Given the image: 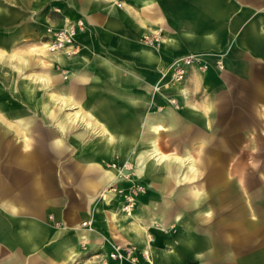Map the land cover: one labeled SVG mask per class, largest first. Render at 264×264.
I'll use <instances>...</instances> for the list:
<instances>
[{
    "label": "crops",
    "instance_id": "crops-1",
    "mask_svg": "<svg viewBox=\"0 0 264 264\" xmlns=\"http://www.w3.org/2000/svg\"><path fill=\"white\" fill-rule=\"evenodd\" d=\"M15 4L19 15L23 14L21 11L29 12L23 21L45 24L50 19L46 18V12L54 7L62 8L66 13L74 12V17L84 19L85 30L78 36L81 48L76 55H36L53 60V65L57 62L56 69L60 66L67 69L68 78L63 80L67 83L54 84L59 73L52 66L47 67L48 73L39 67L37 69L53 80L48 90L53 92L47 93L49 106L54 102L50 96L52 93L64 95L62 98L67 104L61 110L74 104L73 108L77 109L74 112L79 111L91 123L96 137L90 145L74 144L72 141L84 137L88 126L85 128L81 120L71 124L68 120L71 113L61 114V110H54L52 115L45 111L44 106L34 108L40 109L41 115L32 116L33 107L17 98L20 80L18 90L12 89L18 92L13 98L22 111L19 109L20 113L17 114H9L8 111L15 123L0 126V264H117L108 258V252L114 244L126 243L138 248L134 252L138 257L137 264H264V254H260L264 250L256 245L252 249L241 250L232 249L231 243H225L220 249L216 243L215 229H200L178 223L182 214L181 211H172L171 202L178 200L175 182L170 178V186L167 187L163 179H160V184L156 182L166 174L167 168L147 173L150 177L158 173L156 176L159 178L144 181L156 190L153 197L143 198L145 214L140 212L141 206H138L135 210L137 214L124 216L120 214L119 196L109 194L98 197L100 189L116 177L115 169L108 168L100 153L111 158L114 153H119L117 143L120 136L135 144L132 134L137 130L144 132L146 127L155 131L143 122L149 115L145 114V108L149 105V111L153 110L152 84L157 78L154 75L159 76V68L180 55L201 52L209 59L213 53L223 51V70L220 72L211 65L207 73L212 77V82L219 83V76L223 78L222 91L215 92L213 100L222 97L231 109H253L256 123L243 121L241 130L261 129L264 125V0H16ZM42 12L43 17H33V14ZM50 21L56 19L51 18ZM155 27L160 28L162 35L159 48L141 41L145 30ZM39 33L42 34V31ZM17 42L19 39L12 45L14 51L18 50L14 49ZM140 47L149 48L156 61H147L137 55L134 50ZM6 53L8 51H3V54ZM101 59L112 63V74L100 66ZM150 64L158 65L148 66ZM93 76L97 79H92ZM141 80H145L146 84ZM204 80L205 84L208 83L207 77ZM167 87L168 91L177 92L186 108L175 110L171 106H164L160 110L162 115H153L157 122L165 114L169 121L164 118L163 122L168 126L204 128L200 130H207L208 141L211 140L212 132L207 129V122L213 116L212 112L204 113L206 118L203 119L196 105L187 101L185 104V91H178L174 83ZM7 100L4 97L3 101ZM4 102L3 109L15 107ZM45 102L46 99L43 104ZM23 106L29 109L23 110ZM136 106L138 120L134 118L136 113L133 115L129 110ZM195 107V111L190 110ZM184 115H190L191 121ZM19 116L24 119L27 116L29 122L26 124ZM46 121L57 129L47 126ZM92 122L95 125L92 126ZM76 125H82L85 132L77 131L74 138L69 130ZM103 127L107 130L106 135L111 134V140L101 132L105 130ZM166 129L165 132L170 131V128ZM9 134L14 136L12 141H16V134H19L22 146H17L19 142L16 141L17 148L12 149V142L5 143L3 147V137ZM49 141H54L58 150L69 153L59 156L56 153L38 159L39 153L48 149ZM75 150H78L77 155L72 160L71 152ZM226 153L236 154L230 150H224L221 154ZM167 155L180 154L171 152ZM124 160L126 157L121 162ZM35 164L40 175L34 173ZM70 164L69 168H61ZM76 177L81 179L78 184H75ZM160 186L163 188L161 192L158 191ZM187 190V195L196 201L204 197L199 195L196 185L189 186ZM157 203L159 208H156ZM112 207L115 214L111 212ZM85 219H90L92 225L81 226V221ZM153 220L158 223L154 224ZM173 221L178 225L164 227ZM136 228L143 232H136ZM148 235L150 239H147ZM147 241H150V249L148 255L144 256L142 250ZM249 257L252 258L249 260ZM146 258L151 259L149 263L143 261ZM118 264L131 263L123 261Z\"/></svg>",
    "mask_w": 264,
    "mask_h": 264
},
{
    "label": "rangeland",
    "instance_id": "rangeland-1",
    "mask_svg": "<svg viewBox=\"0 0 264 264\" xmlns=\"http://www.w3.org/2000/svg\"><path fill=\"white\" fill-rule=\"evenodd\" d=\"M15 3L16 0H0V10H3L0 11V18L3 16V20H0V36H3V44L0 43L1 127H3V124L15 123L12 122L14 119L11 118V116L9 117L10 113L17 114L22 111L17 105L18 102L16 101L15 103V98H13V96L16 95L15 90H18L19 80L20 92H16L18 93L17 98H21L26 103L28 102L23 98L24 83H29L34 87L37 84L36 93L39 95L40 101L42 100L41 102H44L47 93L53 92L48 91L51 86L43 85L36 80L33 81V79L29 77V75L34 73L39 74L36 65L35 67L31 66L33 57H36L37 54L51 55L53 53H64L67 56L76 55L81 48L78 36L85 30V21L82 17H74V12L66 13L62 8L54 9V7L48 10L45 16L50 19L45 24L33 21L28 22V20L23 21L22 19L26 18V15H29V12L21 11L23 14L21 15L20 13L19 15ZM56 7L58 8L59 6L56 4ZM34 15L35 14H33V17ZM51 18H55L56 21H50ZM79 20L81 21L82 26L77 27L75 24V31L72 34V45L66 46L59 51H48L46 49V41H51L56 33L63 30L64 27L70 23H77ZM4 24H8L7 27H9V29H7ZM38 31H42V34ZM146 36L150 38L148 41H146ZM161 37L162 35L159 27L148 28L145 30V33H143L141 41L154 48H159ZM17 39H19V42H22H17V44L14 45V49H18L17 51H14L12 45ZM163 42L165 43V41ZM178 44H180L179 41ZM3 45L6 47L5 50H3ZM3 51H8L9 55L7 53L3 54ZM187 54H189L192 59L189 63L185 64L184 73L181 77L177 76L176 70L171 66V63L176 58L159 68V76H156L155 73L154 77L157 78L152 84L151 95L153 110L149 111L148 105V107L145 108V114L147 113L153 116L161 113L162 115L163 113L160 110H162L164 106H171L172 108H175V110H179L180 107L181 109L186 108L176 95L177 92H170L167 90V86L174 83L178 91L186 92L185 104L187 101L188 104L191 103L196 105L198 108L197 110L202 115L203 119L206 118L205 115H203L204 113L206 114L207 111V113L212 112L213 116L209 118V121L207 122V129L212 132L211 140L208 141L207 130H200L204 128L192 129L190 125L180 126L178 128L175 126H168L167 123H164V118H167L169 121L168 115L165 114L163 115V119L159 122V125L162 126L161 129L153 131L145 127L144 132L137 130L138 132H135L132 136L135 138V146L137 147L139 144H144L143 142L148 134L153 135L161 152L166 155L171 152H176L180 154L179 156L182 158L190 156L194 159L193 165L195 169H190V163H186V161L183 164L179 161H175V155H167L168 160L165 164V169H167L164 172L166 174L162 178L156 176L158 173L153 177H150L145 173L141 177L136 175L131 162H129L128 165H122L123 162L126 161L124 160L121 162L125 157L123 153L116 152L111 158L106 154L100 153L101 159L105 161L107 166H109L108 168H115L116 177L100 189L98 197H106L109 194L119 196L122 205H119V207L120 209L121 207L123 209V212H120V214L124 216L128 217L127 214H130L132 209H134L132 213H135L138 206H141L140 212L145 214V211H143L144 204L142 206L143 198L153 197L156 190L153 185L144 181H155L159 178L156 182L160 184V182L162 183V180L160 179H163V182L167 187L170 186V178H172L173 182L176 184L175 188H178V200L171 201L173 206L172 211H181L182 214L181 218L178 219V223H185L189 227L197 226L200 227V229H215L216 243L219 245L220 249H223L225 243H231L232 249L249 250L256 245L260 247V250H264V125H262L261 129H255L254 127L251 131H242L243 121L247 120V122H252L253 124L256 123L257 118L253 109H231L228 103L224 102L222 97L221 99L218 98L213 100L214 96H216L215 92L222 91L223 78L222 76H219L221 79L219 83L215 81L212 82L210 81L212 77L207 76V73L211 68V65L220 72L223 70V58L225 55L223 51L215 54L213 53V57L210 56L209 59L205 53L201 52H190ZM56 64L58 63H54L52 69L57 74H61H58L59 78L54 84L58 85L67 83L63 80L64 78H68L69 72L63 66L56 69ZM157 65L158 64H150L148 66L156 67ZM206 77L208 83L205 84L204 79ZM141 82L146 84L145 80H141ZM13 88H15V90H12ZM4 97L8 98L7 102L3 101ZM3 102L5 105H15V107H7V109H3ZM137 104H139V102H137ZM137 107L138 106L130 107L129 109L130 112H133V115L136 113L134 117L135 120H138ZM27 109H29V107L23 106V110ZM31 110L33 113L32 116L41 115L40 109L31 108ZM76 110L77 109L73 107H64L63 110H61V114H65L66 112L74 113ZM190 110L195 111L196 107ZM262 111H264V109H262ZM184 116L191 121L192 118L190 115L189 117L186 115ZM5 118H8V120H5ZM39 119L41 121L44 120V118ZM44 123L49 127L51 126V128L53 127V130L54 128L55 130L57 129L55 125L49 121ZM137 123L140 124L139 121H137ZM90 124L87 125L88 128L86 134L83 135L84 137L79 141H72L74 144L79 142L77 144L80 146L81 144L88 143V145H90L91 142H95L96 134L91 129ZM93 125H95V123L92 122V126ZM97 125L99 124H96V126ZM85 128H83L82 125H76L75 127L72 126L71 130H69L72 132L70 135L74 137V134L79 130L85 132ZM166 128H170V131L165 132V130H168ZM67 134L69 135V133ZM16 135L18 136L16 141L19 142H17V146L19 145V147H21L23 144L21 136L19 134ZM13 138L14 136L12 134L3 137V147L5 143L12 142L11 146H14L12 149L17 148L15 145L16 141H12ZM135 146L132 148L134 151ZM56 147H58V145H56L54 141H49L47 146L48 149L40 152L38 159L42 157L46 158L48 155L56 153H58L57 156L69 153L66 150H58ZM224 150H230L231 152H236V154L227 155L226 153L222 155L221 153ZM76 151L78 150L71 152V159L75 158V155H77ZM70 166L71 164L61 166V168H69ZM229 168H231L230 173L228 172ZM33 170L36 175H40V172L36 170V164ZM4 175L7 176L6 174ZM180 179H182V181ZM79 182H81V179L76 177L75 184H78ZM192 185H196V187L198 186L199 195H204L200 200L196 201L187 195L189 193L187 189ZM158 191H163V188L160 186ZM156 208H159L158 203ZM207 211L209 212L208 215L206 214ZM111 212L115 214L113 212V207L111 208ZM152 222L154 224L158 223L155 220ZM56 224H58V222H56ZM80 224L81 226H90L92 225V222L90 219H85L81 221ZM177 225V222L173 221L172 224L164 225V227L172 228ZM143 226H145V223ZM151 227L152 225L150 224V228ZM135 230L139 233L143 232L141 229L136 228ZM224 231H226V234ZM147 239H150V235L147 236ZM148 243H150V241L145 243L146 245L142 250L144 256L148 255L150 249ZM116 246L123 251L127 247L131 248L130 256H127L126 254L123 258H117L118 260L110 258L109 253ZM136 250H138V248L131 243H126L125 245L114 244L112 249L108 252V258L117 264L123 261L137 264L138 257L137 254L134 253ZM260 254H264V252H260ZM250 258L252 257H249L248 259L250 260ZM149 260L151 259L146 258L143 261L149 263ZM104 264L109 263L105 262ZM149 264H151V262Z\"/></svg>",
    "mask_w": 264,
    "mask_h": 264
},
{
    "label": "bare ground",
    "instance_id": "bare-ground-1",
    "mask_svg": "<svg viewBox=\"0 0 264 264\" xmlns=\"http://www.w3.org/2000/svg\"><path fill=\"white\" fill-rule=\"evenodd\" d=\"M0 11H3V10H0ZM34 16L35 17H43L44 15L39 13V14H35ZM0 20H3V16L0 18ZM0 43L3 44V36H0ZM45 43L47 45L46 49L48 51H50V47L52 46V44L50 43V41H46ZM134 51L137 55L144 57L147 61H152V62L156 61V57L149 50V48H141L140 47V48H135ZM41 56L38 55L36 58H33L31 66L35 67V65H36V67H39L40 70H44L46 73H48L47 67L53 66V60H51V59L45 60ZM57 57L59 59L61 58L60 55H58ZM99 62H100V60H99ZM100 66L103 67L110 74H112L114 72V66L112 65V63L109 61H106L105 59H101ZM44 71H42L43 74L34 73V74L29 75V77L32 78L33 81H35V80L39 81L43 85H49V84L53 83V80L49 76H46L45 75L46 73H44ZM92 79H97V77L93 76ZM35 87L29 83H24V87H23V98L29 103V105L31 107H33V108L41 107L42 108V106H44L43 108L45 109V111L47 113L49 112L53 115L54 110H56V112H60L62 106L64 104H67V103H65V101L62 98V96H64V95L61 96V94L59 95L58 93H52L50 95L51 99L54 101L52 105L50 104V106H49V104L47 103V100L49 101V98L47 95H46V102H45V104H43V102H41L42 100L40 101L39 95H37V93H36L37 84ZM73 105L70 104V107H73ZM0 106H2V105H0ZM20 118L22 120H24V122L26 124L29 122L27 120V118H28L27 116H25L26 120L24 119V117H20ZM68 120L70 121L71 124H74V123L77 124L78 121L81 120L82 125L84 127H86L89 124L88 123L89 121L87 122L84 119V117L81 116V113L79 111L68 114ZM143 122L149 126H152L155 131L162 128V126L159 125V123L157 122V120L153 116L147 115L146 119ZM105 130H103L101 132L103 133L104 136H107L108 139L111 140L112 139L111 134L108 133V135H106L107 130L106 131ZM30 142H31V140H29L28 143H30ZM117 144L119 145V153H123L126 157V161H124L125 163L123 162L122 165L125 166V165H128L129 162H131L137 176L142 177V175H144L145 173H148L154 169H157V170L165 169V164L168 160V156L159 150V148L155 142L154 137H150V138H149V136L145 137L144 144H139L136 147L135 144L133 143V141H131L129 139H125L122 136H120ZM134 146H135V151L132 150V148ZM175 161H179L182 164L185 163V161H186V163H190V165H189L190 169H193V168L195 169V167L193 165L194 159L190 156L182 158L178 155H175ZM111 169H115V168L112 167ZM121 209H122V207H121ZM131 211L133 212L134 209H132ZM122 212H123V209H122ZM132 212H130V214H127V215L132 216V214H131Z\"/></svg>",
    "mask_w": 264,
    "mask_h": 264
},
{
    "label": "built area",
    "instance_id": "built-area-1",
    "mask_svg": "<svg viewBox=\"0 0 264 264\" xmlns=\"http://www.w3.org/2000/svg\"><path fill=\"white\" fill-rule=\"evenodd\" d=\"M120 4V3H118ZM75 24L77 27H81V21H77V23L73 22L64 27L63 30L56 33L50 43L52 46L50 47L51 51H59L66 46L72 45V34L75 31ZM150 39L146 36V41ZM192 57L189 54H186L184 56L177 57L172 63L171 66L174 67V70H176V74L178 77H181L184 73V66L185 64L189 63L191 61ZM131 248H126L124 251L119 249L117 246L110 251L109 256L110 258L117 259V258H123L126 254L127 256H130ZM118 260V259H117Z\"/></svg>",
    "mask_w": 264,
    "mask_h": 264
}]
</instances>
